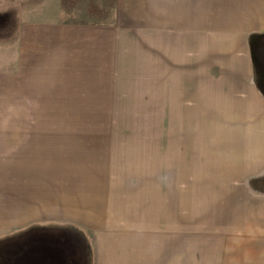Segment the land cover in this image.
Returning <instances> with one entry per match:
<instances>
[{"label":"rangeland","instance_id":"1","mask_svg":"<svg viewBox=\"0 0 264 264\" xmlns=\"http://www.w3.org/2000/svg\"><path fill=\"white\" fill-rule=\"evenodd\" d=\"M0 153V264H264V0H0Z\"/></svg>","mask_w":264,"mask_h":264},{"label":"crops","instance_id":"2","mask_svg":"<svg viewBox=\"0 0 264 264\" xmlns=\"http://www.w3.org/2000/svg\"><path fill=\"white\" fill-rule=\"evenodd\" d=\"M194 1H196V0H194ZM196 5V4H195ZM191 8V13H192V9L193 8H196V6L194 7V6H192V7H190ZM193 10H195V9H193ZM155 11H158V12H161L162 14H163V22L164 23H166L167 22V20H169L168 18H165L167 15H170L171 14V9H169V8H164L163 10H155ZM196 11V10H195ZM172 12H176V10L175 11H172ZM195 14V13H194ZM166 15V16H165ZM194 20V23L195 22H197V18H194L193 19ZM200 22L202 23L203 22V20H202V18H200ZM194 29H190V31L191 32H194L195 33V31H196V27H197V25H196V23L194 24ZM183 37H192V34L191 33H188L187 35L186 34H183L182 35ZM194 36H197V35H194ZM260 94V93H259ZM262 94V93H261ZM39 153L37 154V155H39L41 158H42V160H38L37 161V163H42L43 164V166H45V167H48V168H50V166H51V168H52V166L54 165L55 167H56V165H58V159H53L52 158V155H51V157L49 156V155H46L47 153H45V152H42V150L41 151H38ZM0 155H1V153H0ZM17 155H18V153H17ZM43 155H46V156H43ZM41 161V162H40ZM63 163H66V161H62ZM67 164V163H66ZM0 165H4V163L2 162V161H0ZM47 165V166H46ZM80 164H78L77 165V172H82L83 171V166H79ZM73 166H74V164H73ZM75 167V166H74ZM57 170H59V169H57ZM60 171V170H59ZM40 183V181H39V179L37 180V183ZM36 188V187H35ZM34 188V189H35ZM39 189H37V191H36V189L34 190V194L33 195H31V194H29L28 193V195H25V196H35V197H39V198H41V195H40V193L42 192L41 190L40 191H38ZM36 194V195H35ZM47 196V195H46ZM52 197H54V200H51L50 201V203H46V210H48L50 213H52V214H57V213H59V211L58 210H56V209H52L54 206H55V201L56 200H58V198H60L59 197V195H52ZM26 198H28V197H26ZM32 198V197H31ZM73 198H75V197H73ZM89 196L87 197V196H83V197H81V198H79V199H81V200H78V201H81V203H79V204H82V206H85L86 205V203L89 201ZM69 199V198H68ZM72 199V198H71ZM76 203L77 204H75L76 206H78L79 204H78V202L76 201ZM61 205V204H60ZM63 205H65V208H66V210H65V213H66V215H70V214H73V211L76 209V208H72V207H68V206H70V205H72V203H71V201H70V199L69 200H66L65 202H64V204ZM12 206V208L8 211L9 212V214H10V216H9V220L12 218L11 217V215L14 217V218H16V219H18V220H20V219H26V218H28V216H31V215H34L35 213H36V211H35V209H34V206L33 205H31L30 203H29V205L28 204H25V205H23V204H15V205H11ZM45 206V205H44ZM43 206V207H44ZM73 206H74V204H73ZM19 207H22V208H19ZM56 207V206H55ZM67 210H69V211H67ZM43 212V211H42ZM62 213H64V211H61ZM79 213V212H78ZM37 214V213H36Z\"/></svg>","mask_w":264,"mask_h":264},{"label":"trees","instance_id":"3","mask_svg":"<svg viewBox=\"0 0 264 264\" xmlns=\"http://www.w3.org/2000/svg\"><path fill=\"white\" fill-rule=\"evenodd\" d=\"M14 264H23V263H20L19 261H17L16 263H14Z\"/></svg>","mask_w":264,"mask_h":264}]
</instances>
